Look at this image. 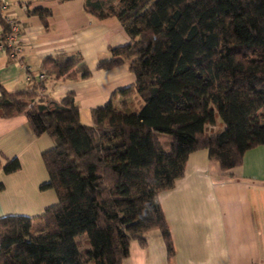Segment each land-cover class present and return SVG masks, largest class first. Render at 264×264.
<instances>
[{
	"label": "trees",
	"instance_id": "trees-1",
	"mask_svg": "<svg viewBox=\"0 0 264 264\" xmlns=\"http://www.w3.org/2000/svg\"><path fill=\"white\" fill-rule=\"evenodd\" d=\"M83 10L116 19L129 39L95 70L125 65L134 83L118 92L117 105L91 110L90 126L72 93L53 101L42 95L43 81L0 91V118L23 116L34 136L52 141L41 156V189L57 198L36 222L0 219V264H121L130 243L144 247L151 231L170 262L159 195L183 176L189 155L205 150L226 173L264 146V0H83ZM28 14L43 25L49 16ZM0 25L8 57L9 27L1 17ZM40 70L55 80L91 77L78 53L47 57ZM18 168L12 161L4 171Z\"/></svg>",
	"mask_w": 264,
	"mask_h": 264
},
{
	"label": "crops",
	"instance_id": "crops-1",
	"mask_svg": "<svg viewBox=\"0 0 264 264\" xmlns=\"http://www.w3.org/2000/svg\"><path fill=\"white\" fill-rule=\"evenodd\" d=\"M1 2L0 17L19 26L20 51L10 60L0 48V91H28L43 75L45 58L78 53L91 77L72 81L43 75L41 93L53 101L72 93L81 123L90 126L91 110L117 105L118 92L133 85L125 65L95 70L109 48L129 43L116 19H94L84 12L83 0ZM36 9L49 13L45 25L28 14ZM52 147L48 136L33 135L25 117L0 118V219L21 216L36 222L57 204L53 190L41 189L48 182L41 156ZM12 161L18 170L5 173ZM159 204L173 244L170 262L160 232L151 231L144 247L130 243L121 264H264V146L247 151L241 166L226 173L205 150L190 154L183 176L159 195Z\"/></svg>",
	"mask_w": 264,
	"mask_h": 264
},
{
	"label": "built area",
	"instance_id": "built-area-1",
	"mask_svg": "<svg viewBox=\"0 0 264 264\" xmlns=\"http://www.w3.org/2000/svg\"><path fill=\"white\" fill-rule=\"evenodd\" d=\"M4 9H5L4 5L2 4V2L0 0V16L4 12ZM4 22L9 27V31L4 36L5 47H7L9 49L8 58L10 60H15L17 58L19 51H20V47L17 45V37H16V34L18 33V30H19V26L7 18L4 19ZM0 48H2L4 50V47L2 46L1 42H0ZM44 78L45 77L43 75H40L36 78V80L37 81H43Z\"/></svg>",
	"mask_w": 264,
	"mask_h": 264
},
{
	"label": "rangeland",
	"instance_id": "rangeland-1",
	"mask_svg": "<svg viewBox=\"0 0 264 264\" xmlns=\"http://www.w3.org/2000/svg\"><path fill=\"white\" fill-rule=\"evenodd\" d=\"M219 129V127L218 126H216V127H213V129H208L209 131H212V132H214V131H216V130H218ZM167 138H166V136H162L161 137V142L162 143H164V144H166L167 143V140H166Z\"/></svg>",
	"mask_w": 264,
	"mask_h": 264
}]
</instances>
